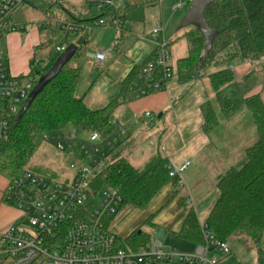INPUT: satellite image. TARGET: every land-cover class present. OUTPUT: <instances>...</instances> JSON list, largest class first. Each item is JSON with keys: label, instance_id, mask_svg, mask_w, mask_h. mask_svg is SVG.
<instances>
[{"label": "trees", "instance_id": "16d2710c", "mask_svg": "<svg viewBox=\"0 0 264 264\" xmlns=\"http://www.w3.org/2000/svg\"><path fill=\"white\" fill-rule=\"evenodd\" d=\"M101 1L88 0L85 12L76 13L60 0H27L33 7H39L49 14L48 21L61 20L83 27L68 34L72 37L71 43L77 45L75 55L37 95L30 107L12 119L9 137L0 140V175L3 177L12 178L27 169L46 132L75 127L82 132L97 131L104 136L114 133V111L124 102L122 99L129 96V87L138 79L154 52L132 67L121 82L116 98L102 108L91 109L76 94L91 34L97 21L109 19V13L114 11L122 20L143 21L146 8L158 4L160 0H132L126 6H120V0H112L118 6L117 10L113 6L99 8ZM205 16L210 27L217 30L210 53L202 63L200 55L205 40L202 33L191 26L193 29L185 33L188 54L177 60L173 78L183 85L196 81L199 73H205L211 67L219 68L209 73L215 98L201 105L204 132H212L221 118L228 119L242 108H247L258 134L257 141L246 149V162L241 167H231L218 181V195L206 222L216 237L223 241L248 236L259 242L264 235V98L253 91L264 86V63L259 69H253L241 77L228 65L237 58H264V0H216L206 9ZM123 35L124 32L120 33L121 37ZM59 55V52L53 51L49 63L44 67L32 66L30 75L36 83ZM223 65L227 66L221 67ZM168 162L167 158L158 155L140 169L118 150L107 166L94 177L95 190L111 185L123 197L121 209L128 205L145 207L170 179ZM180 234L191 241L204 242L194 208L189 209ZM150 240L148 233L135 231L119 245L136 250L149 245ZM263 263L260 256L258 264Z\"/></svg>", "mask_w": 264, "mask_h": 264}, {"label": "built area", "instance_id": "2783aa9c", "mask_svg": "<svg viewBox=\"0 0 264 264\" xmlns=\"http://www.w3.org/2000/svg\"><path fill=\"white\" fill-rule=\"evenodd\" d=\"M24 2L27 0H0V140L9 137L12 119L22 111L36 85L30 72L22 75L11 72L3 49L9 34L24 29L13 18ZM106 6L118 8L112 0L99 3V8ZM180 6L182 3L176 7ZM109 19L118 36L128 31L129 22L122 20L116 11L109 13ZM55 21L66 34L83 27ZM96 25L106 26V19H99ZM154 34L160 39L153 57L129 87V96L122 99L124 102L162 91L174 77L176 67L170 62V42L160 21L156 22ZM68 45H57L55 51L61 54ZM116 46L117 42L111 48ZM107 54L108 51L97 50L88 52L87 57L100 63ZM42 65V59H34V68ZM203 75L199 73L198 78ZM145 116L153 114L145 111ZM124 132L116 127L113 134L104 136L97 131L82 132L71 127L44 133L42 141L74 159L70 163L74 174L60 180L24 169L6 178L2 200L23 215L0 235V264H219L222 257L216 252L224 255L231 252L229 244L217 238L206 221L201 223L204 242L193 253L165 250L159 240L136 250L119 245L121 240L110 228V220L120 211L123 197L111 185L96 191L93 181L126 142ZM190 164L186 161L175 165L169 161L170 179L183 180ZM187 202L193 204V198L188 197Z\"/></svg>", "mask_w": 264, "mask_h": 264}, {"label": "rangeland", "instance_id": "374dc122", "mask_svg": "<svg viewBox=\"0 0 264 264\" xmlns=\"http://www.w3.org/2000/svg\"><path fill=\"white\" fill-rule=\"evenodd\" d=\"M182 1L188 2L189 0H161L158 4L146 8L145 19L143 20L144 22H129L128 31L124 32V36L126 35L124 40L118 39V32L112 26H107V28L102 26L100 28L98 27L94 29L90 38L89 53L96 52L97 50H110L112 44L117 42L116 49L114 48L109 51L110 56L107 61L112 64L117 57H126V59H129L131 56L130 54L133 53L132 55H136H134V58L131 62H141L144 55L138 57L140 53H143L139 51L140 46L142 44L145 45V47L152 45L150 42H147L150 41L149 39H143L142 36L144 35L145 31L150 30L156 22L160 21L165 27V36L170 42V62L176 66L177 60L188 54L185 33L193 29L191 26L179 28L180 22L189 8L192 0L186 5L183 4L182 6L175 8L174 5L177 6V4ZM70 2H72V10H77L79 5H81L84 0H70ZM129 2L130 0H122L120 5L123 6ZM13 18L14 21L20 25V27L23 26L24 29L16 31L21 34L18 38L15 37L11 40L9 38V34L3 45L6 57L10 62L11 72L14 71L16 74L21 75L26 74L31 70L34 59H42L43 65L41 67H44L47 63H49L52 50L54 51L57 45H60L62 42L66 41V33L59 27L58 22L55 20L48 21V18H50L49 14H46L39 7H33L28 2H24L18 7L13 15ZM30 36H32L35 40V43H38L41 47L36 45L34 47L28 46L27 44L29 43ZM67 41L69 44L72 42L70 37L67 38ZM107 61L102 65L90 62L87 57L83 64L81 79L76 94L78 97L83 98L85 103L91 109H98L107 105L111 101L112 97L110 96L112 92L117 87L116 81L119 79L120 73L116 68H110V64ZM242 61L243 66H237L238 61H234L232 64L228 65L233 66L237 76L239 77L253 69H259L262 65L261 61L264 62V60L250 61L245 59ZM16 68H22V70L19 72L16 71ZM217 69L219 68L212 67L208 69L202 77H199L194 82V84L185 93H183L182 97L177 100L179 104H176L175 107L185 105L186 101H188V99H190V97L196 92L198 95H201V98L203 95L209 96L211 93H213L214 90L210 83L209 73ZM262 90L264 91V86L261 87V93ZM257 92L260 93V90L257 89L255 93ZM262 96L264 98V92L262 93ZM133 102L134 101L123 102L120 105L121 108L118 106L120 111H124L126 113V119L130 118L127 114L129 111L131 112L132 107L130 104ZM214 104L215 103H213V105ZM172 111L173 109L171 108L168 110V113ZM114 118L115 114L113 115V119ZM141 126H143L142 121L138 125V128ZM141 130V134L136 137L134 146H132V148L136 147L133 149H139V153L142 152V154L139 155L140 160L143 155L146 156V152L143 150V141L144 139H147V137L153 135V126H148V128H142ZM187 131H179L173 136L169 146L171 148L170 151L176 152L179 147L191 139L193 132L189 130ZM129 149L130 148H128V150ZM162 154L165 155V152L162 151ZM129 160L134 166L140 169L144 168L147 164L145 162V164L139 165L137 161L135 160L134 162L131 157H129ZM73 161L74 159L65 156L54 145L42 141L41 145L27 164L26 168L40 174H45L56 179L64 180L71 178L74 174V171L70 168V163ZM185 174L186 172L183 173L184 177ZM175 181L177 182L175 186H177L179 192L183 195L186 202L188 197H190V195L188 196L187 194V181L186 183L184 179ZM6 185L7 179L0 175V235L3 234L10 225L17 222L23 215L22 212L16 207L3 202V191L6 188ZM192 198L193 202H195L197 207L200 208L198 202L199 199L193 197V195ZM199 201L203 203L205 202V199ZM187 206L190 209L193 208L194 205L188 203ZM133 214L134 213L131 211V208H122L110 220V228L116 232L118 230L120 238L125 236V233L122 231V229H124L125 226L128 227L130 225V222L133 220ZM200 214H202V218H206V214H203L202 212ZM135 217H137V215H135ZM158 229L159 227L153 226L151 224H141V230L148 232L151 235L152 243L155 237V231ZM165 231V250H175L186 253H193L195 251L196 245L194 243L186 240L171 230ZM227 243L231 249L229 254L224 255L220 252H216L217 256L222 257L219 264H258L260 256L264 261V235L259 242L254 241L248 236H240L237 238H232L231 240L227 241Z\"/></svg>", "mask_w": 264, "mask_h": 264}, {"label": "crops", "instance_id": "0c3cea01", "mask_svg": "<svg viewBox=\"0 0 264 264\" xmlns=\"http://www.w3.org/2000/svg\"><path fill=\"white\" fill-rule=\"evenodd\" d=\"M60 1L66 7L71 8L72 2H70V0ZM121 1L122 0L119 1V5L121 4ZM131 1L132 0H130V2L126 5H129ZM190 1L191 0L188 2ZM87 2L88 0H84V2L79 5L77 10L74 9V11L76 13L85 12L84 9ZM188 2L182 1L180 3H182V5H186ZM174 6L176 8V5ZM155 25L156 23L150 30L145 31L144 35L142 36L143 39H149L150 41L147 42H150L152 45L145 47V45L142 44L140 46L139 51L143 53H140L138 57L144 55L141 62L147 59L154 52L157 42L160 39V36H155L154 34ZM107 26H112L110 19L106 20V26L103 27L107 28ZM98 27L100 28L102 26H96V28ZM19 35L21 34L14 32L9 35V38L12 40L15 37L18 38ZM125 36H118V39L124 40ZM66 37H70L72 40L70 35L66 34ZM67 38L66 41L62 43H68ZM29 39V43L27 44L28 46L34 47L36 45L41 47L38 43H35V40L32 36H30ZM110 50H107L108 54L106 59L100 63L89 58L88 59L90 62L103 65L110 56ZM88 52L89 47L87 53ZM132 54L130 55L133 57L130 56L129 59H126V57H117L112 64L107 61L110 64V68H116L120 73L119 79L116 81L117 87L110 96L112 97L111 100L119 95L121 82L127 76L132 67L141 63L131 62L134 58V55H136ZM242 60L243 58H237L235 60L238 61L237 66H241L243 64ZM261 60H264V58ZM261 63L264 62L261 61ZM226 66L227 65H223L221 67ZM9 68L11 70L10 62ZM21 70L22 68H16V71L20 72ZM12 73L16 74L14 71ZM171 80L168 81L167 87L164 90L154 92L143 98L131 100L134 102L130 104L132 110L127 114L130 117L129 119L125 118L126 113L124 111L119 110L121 108V104L119 105L120 108L117 106L114 111L115 118L113 121L116 127H121L125 131L123 137L125 138L126 142L119 150L120 153L128 160L129 157H131L134 162L136 160L140 165L145 164V162L149 163V161H151L153 158L161 155L162 157H165L169 161L173 162L175 165H182L186 161L191 162L185 171L186 174L185 177L183 175V178L185 183L186 181L188 183L186 184L188 188V196L190 195L192 197L193 195V197H196L201 201L202 199H205V202L203 203L198 200L200 208L197 207L195 202L193 203V208L198 214L199 223L201 225L203 221H206L208 213L216 200L218 181L231 167H241L246 162V149L251 147L257 141V130L255 128V123L250 111L247 108H242L234 116L228 119L221 118L219 125L212 132H204V118L201 111V105L208 100L213 101L215 98V93L213 92L209 96L203 95L201 98V95H198L196 92L190 97V99H188V101H186L185 105L175 107L176 104H179L177 100L182 97L183 93H185L195 81L182 85L177 81L176 78H173L172 81ZM261 87H263V85L257 87L253 93L259 89L260 94L262 95L264 91L262 90L261 93ZM171 108L173 111L168 113V110ZM145 111H150L153 116H145ZM141 121L143 126L138 128V125ZM148 126H153V135L147 137V139H144L143 150L146 152V156L143 155L140 160L139 155L142 154V152L139 153L140 150L133 149L136 147L132 148V146H134L136 137L141 134V129L148 128ZM187 130L193 132L191 139L179 147L176 152L170 151L171 148L169 146L173 136L179 131L183 132ZM128 148L130 149L128 150ZM161 149L165 152V155L162 154ZM176 183L177 182L175 180L169 179L145 207L140 208L132 205L124 207L131 208V211L134 214L132 216L133 220L130 222V225L128 227L125 226L124 229H122V231L125 233L123 238H120L118 230L117 232L114 231L122 242H124L125 239L133 232L138 231L140 233L143 231L141 230V224H151L153 226L159 227V229L155 231L153 242L159 240L163 243V247L164 239L166 237L165 230H171L182 236L180 231L189 213V208L187 206V201L185 202V198L179 192L177 186H175ZM201 212L206 214V218H202V214H200ZM135 215H137V217H135ZM185 239L194 243L196 246L200 244L199 242H194L187 238ZM150 244H152V240H150Z\"/></svg>", "mask_w": 264, "mask_h": 264}, {"label": "water", "instance_id": "95a60500", "mask_svg": "<svg viewBox=\"0 0 264 264\" xmlns=\"http://www.w3.org/2000/svg\"><path fill=\"white\" fill-rule=\"evenodd\" d=\"M215 1L216 0H192L179 25V28L193 26L202 33L205 40L204 48L200 55V61L202 63L210 53L217 35V30L210 27L205 16L206 9ZM76 50L77 45L75 43L69 44L68 47L57 57L48 72L39 77L36 85L30 93L27 103L23 106L22 111H26L30 107L37 95L41 93L44 87L52 81L60 73L62 68L71 60L75 55Z\"/></svg>", "mask_w": 264, "mask_h": 264}]
</instances>
